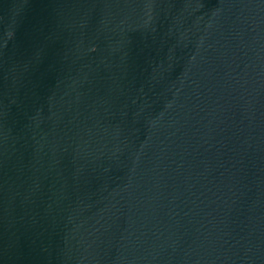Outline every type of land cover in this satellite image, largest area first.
Instances as JSON below:
<instances>
[{
    "label": "water",
    "instance_id": "obj_1",
    "mask_svg": "<svg viewBox=\"0 0 264 264\" xmlns=\"http://www.w3.org/2000/svg\"><path fill=\"white\" fill-rule=\"evenodd\" d=\"M0 264H264V0H0Z\"/></svg>",
    "mask_w": 264,
    "mask_h": 264
}]
</instances>
